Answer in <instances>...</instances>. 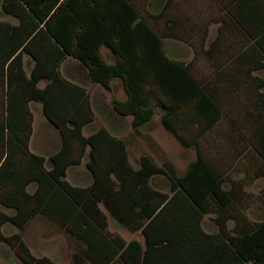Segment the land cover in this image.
<instances>
[{
  "label": "trees",
  "instance_id": "obj_1",
  "mask_svg": "<svg viewBox=\"0 0 264 264\" xmlns=\"http://www.w3.org/2000/svg\"><path fill=\"white\" fill-rule=\"evenodd\" d=\"M149 1L0 0L2 13L17 21H0V244L23 264H56L36 257L23 239L38 217L72 241V264H264V220L241 213L253 199L242 193L264 177V78L255 75L264 70V0L218 1L222 25L208 48V34L202 39L215 71L202 79L192 62L173 60L164 49V40L191 45L186 20L172 14L178 4L167 0L148 14L156 26L164 22L158 31L140 13ZM102 47L116 64L104 61ZM69 57L108 91L112 79H122L127 100L112 106L134 115L136 128L153 118L144 105L162 107L165 130L196 150L186 172L149 154L135 169L127 145L106 128L86 136L95 120L91 96L62 74ZM32 103H41L61 138L49 159L30 150ZM224 122L242 144L240 156L253 154L254 165L231 158L224 171L223 162L205 154L203 139ZM87 155L92 181L73 185L68 170ZM242 169L245 176L234 179ZM161 176L169 191L154 185ZM210 215L214 233L204 229ZM109 216L139 232L145 245L112 233ZM8 224L20 232L7 236Z\"/></svg>",
  "mask_w": 264,
  "mask_h": 264
},
{
  "label": "rangeland",
  "instance_id": "obj_2",
  "mask_svg": "<svg viewBox=\"0 0 264 264\" xmlns=\"http://www.w3.org/2000/svg\"><path fill=\"white\" fill-rule=\"evenodd\" d=\"M167 0H150L149 3L140 8V13L153 27L158 31L164 22L159 24V27L155 25L154 21L148 15L149 13H159L163 8ZM218 1L222 0H174L177 5L172 11L174 16H180L186 20L189 25V32L191 38L186 47L190 49L182 50L186 55L189 52V58L187 62L194 64V71L200 79L209 77L215 71L213 62L203 52L202 39L203 36L208 34L205 48L209 47V44L216 38L219 27L222 25L219 22L221 17V9ZM2 19H7L2 14ZM231 44L233 41H229ZM183 43V42H180ZM184 44V43H183ZM264 78V70L255 73ZM43 86V84H42ZM242 103L246 102L245 98L241 97ZM39 105L40 110L37 107ZM31 110L34 111V123H33V144L30 145L31 151L39 155L45 156L49 159L50 155L55 153L61 146V138L58 131L47 121L42 112L41 103H32ZM237 114V110L234 111V116ZM1 118V116H0ZM101 124H105L104 121ZM105 126V125H104ZM90 130V127H89ZM58 142L56 143V141ZM145 144H139L142 154H149L159 163L173 162L179 174H183L189 164L196 159V150L193 148L186 149L178 144L170 135H168L159 122L151 123L148 125V129L144 136ZM202 148L205 154L212 159L221 160L224 159L228 164L229 160H239V162L246 164V166L255 163L254 155L244 154L241 155L240 148L242 144L235 138L230 136L229 127L227 123H222L218 126L214 132L209 133L202 141ZM140 153V152H139ZM226 158V159H225ZM228 164H222V170L227 169ZM154 185L160 190L169 191V182L165 177H158L154 180ZM34 186L31 187V191ZM248 188H252L255 194L253 196L254 205L251 209L242 211L249 220H264V177L257 180L253 185ZM256 196V197H255ZM12 213V211H8ZM237 213V211H236ZM213 217H206L205 225L208 230L214 228ZM110 231L112 233L120 234L123 237H135L141 235L140 233H131L130 231L120 228L112 221H115L109 216ZM212 226V228H211ZM20 232L18 228L12 225H6L4 227V233L7 236ZM23 239L30 248L31 252L36 257H49L56 264H72V255L74 252V244L65 235L64 231L57 225L49 222L41 217L32 220L25 230L22 232ZM0 264H23L19 258L15 255L14 251L5 244H0Z\"/></svg>",
  "mask_w": 264,
  "mask_h": 264
},
{
  "label": "crops",
  "instance_id": "obj_3",
  "mask_svg": "<svg viewBox=\"0 0 264 264\" xmlns=\"http://www.w3.org/2000/svg\"><path fill=\"white\" fill-rule=\"evenodd\" d=\"M2 14L3 13L0 8V21L11 22L13 24L17 23V21L14 18L4 15V14L3 15L7 19L3 20L1 16ZM186 46H187L186 44L180 43L179 41H176V40H164L165 52L167 56L173 60L187 61V59L190 57L189 52H187L186 55L182 52V50H184ZM186 49L190 51L189 48L186 47ZM100 52H101V55L104 61L108 65L116 64V61L114 60V57L108 48L102 47ZM27 59L28 57H26L25 60L27 61ZM60 70L62 74L68 80H70L71 82L75 84H78V85H81L87 88L90 93L92 109L94 111L95 120L89 126L85 128L84 134L86 136H89L93 134L94 132H96L97 130H99L100 128H106L109 132L112 133V135L123 140L124 143L127 145L129 161L135 169L140 168V157L143 155L142 154L143 152L140 151L139 144H145L144 136L148 129V125H150L151 123L153 124L155 122L157 123L159 122L163 130L177 142V140L167 130H165V128L162 125V118L166 114V111L162 107L158 106L155 102L152 101L149 105H144L142 107L143 109H150V108L153 109L154 115L151 121L137 128L134 126V123H133L134 115L132 114L122 115V114L117 113L114 110L112 106L113 100H117L121 102H124L127 100V94L124 91L122 79L120 78L112 79L111 81L112 90L108 91L101 84L93 83L90 79L87 68L80 61L72 57H69L61 65ZM37 107H39V105H37ZM38 109L40 110V107ZM33 114H34V111H33ZM99 120L101 121L103 120L105 123L104 124L105 126L101 124L102 122H100ZM89 127H90V130H89ZM33 134L34 133H32L30 145L33 144ZM57 142L58 140L56 141V143ZM87 159H88V155L84 158V161L81 165L71 167L68 170L67 180L73 185L85 186L86 184L92 181V177L90 173L85 168V163L87 162ZM229 160L232 162L231 158ZM220 161L223 162V164L225 163L228 164L227 161L224 159H221ZM244 176H245V171L243 169L234 171L233 173L234 179H237V180L242 179ZM242 194H246L250 196L257 195L255 194L254 190H252V188H246ZM246 204H247L246 206L247 210L251 209L254 205V199L249 200L248 202H246ZM209 217L214 218L213 215H210ZM112 222L116 224L117 226H119L120 228L126 229L120 226L116 221H112ZM213 224H214V228L211 230H208L204 222V229L210 233L216 232L217 226L215 225L214 220H213ZM122 238L126 241L127 244H130L132 242H137L143 246L145 245V238L141 235H138L135 237H129V238L122 236Z\"/></svg>",
  "mask_w": 264,
  "mask_h": 264
}]
</instances>
